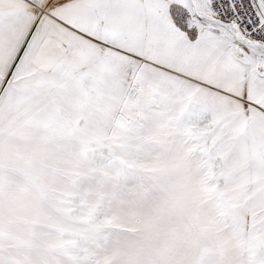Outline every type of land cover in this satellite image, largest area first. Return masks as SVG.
<instances>
[{"label": "snow or ice", "instance_id": "6c2138e0", "mask_svg": "<svg viewBox=\"0 0 264 264\" xmlns=\"http://www.w3.org/2000/svg\"><path fill=\"white\" fill-rule=\"evenodd\" d=\"M0 264H264V0H0Z\"/></svg>", "mask_w": 264, "mask_h": 264}]
</instances>
